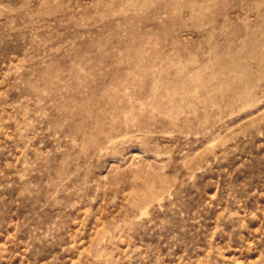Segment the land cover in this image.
<instances>
[{
	"label": "rangeland",
	"instance_id": "374dc122",
	"mask_svg": "<svg viewBox=\"0 0 264 264\" xmlns=\"http://www.w3.org/2000/svg\"><path fill=\"white\" fill-rule=\"evenodd\" d=\"M0 264H264V0H0Z\"/></svg>",
	"mask_w": 264,
	"mask_h": 264
}]
</instances>
